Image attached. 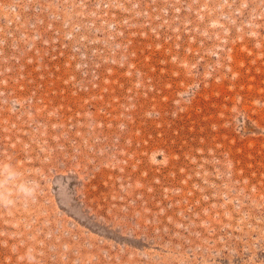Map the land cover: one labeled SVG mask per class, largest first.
I'll return each instance as SVG.
<instances>
[{"label":"rangeland","instance_id":"1","mask_svg":"<svg viewBox=\"0 0 264 264\" xmlns=\"http://www.w3.org/2000/svg\"><path fill=\"white\" fill-rule=\"evenodd\" d=\"M0 264H264V0H0Z\"/></svg>","mask_w":264,"mask_h":264}]
</instances>
